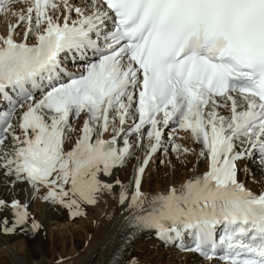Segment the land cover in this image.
Here are the masks:
<instances>
[{
  "label": "snow or ice",
  "instance_id": "1",
  "mask_svg": "<svg viewBox=\"0 0 264 264\" xmlns=\"http://www.w3.org/2000/svg\"><path fill=\"white\" fill-rule=\"evenodd\" d=\"M7 13L16 22L0 35V174L72 219L119 185L129 223L165 244L208 264H264V191L238 179H255L243 161L264 174V0H0ZM136 149L131 193L101 179ZM160 152L195 156L207 171L149 196L143 176ZM6 209L3 234L28 225L27 204L0 199Z\"/></svg>",
  "mask_w": 264,
  "mask_h": 264
},
{
  "label": "bare ground",
  "instance_id": "2",
  "mask_svg": "<svg viewBox=\"0 0 264 264\" xmlns=\"http://www.w3.org/2000/svg\"><path fill=\"white\" fill-rule=\"evenodd\" d=\"M10 19L9 14L0 16V35H6L8 25L16 22ZM4 24L5 27L2 26ZM82 122V118L74 122L77 130ZM70 135L71 142H74L79 132ZM177 142L198 149L188 139ZM68 146L66 144V149ZM135 151L136 155L123 168L114 169L113 176H101V179L109 182L119 179L131 193L134 166L137 157H143V152ZM161 160L164 163H160ZM245 166L255 174V179L244 171L238 173V179L255 193L264 191V183H261L264 174L258 162H240L241 169ZM206 171V162L201 161L197 165L195 156L177 159L173 154L166 156L160 152L144 173L142 191L149 196L165 193L169 186H179L189 177ZM119 191L120 186L116 185L111 196L106 195L95 207L85 206L86 215L72 219L68 209L44 202L40 198L43 190L32 199V190L26 183L13 185L11 177L0 174V194L3 196L0 199L8 202L15 199L22 205L27 204L29 221L35 220L40 225L39 235L33 243H29L23 234L5 235L3 221L7 219L10 227L12 212L11 209L0 211V264H114L116 260L123 261V264L130 260H135L136 264H208L198 261L192 254L178 252L173 245H166L154 231L144 232L132 226L128 220L129 213L118 203ZM163 245L166 247L162 252L141 256L146 248L154 251Z\"/></svg>",
  "mask_w": 264,
  "mask_h": 264
},
{
  "label": "rangeland",
  "instance_id": "3",
  "mask_svg": "<svg viewBox=\"0 0 264 264\" xmlns=\"http://www.w3.org/2000/svg\"><path fill=\"white\" fill-rule=\"evenodd\" d=\"M9 14V17H11V19L13 20L14 18H12V15H11V13H7L6 15H8ZM11 15V16H10ZM10 19V21H12ZM3 27H5L6 26V24H4V25H2ZM19 31L22 33V31H23V28L21 27L20 29H19ZM1 193V192H0ZM1 197H3L1 194H0V198ZM68 214V213H67ZM11 224H12V222H10V226H11ZM30 225H31V222L29 221V223H28V225H26V226H24V228H17L16 229V231L14 232V233H17V234H23L24 236H26V238L28 239V242L29 243H33L34 242V240L38 237V235H39V232L38 231H36L35 233H33L31 230H30ZM164 245L163 246H160V247H158L156 250H154V251H152V249L151 248H146V250L141 254V256H147L148 254H150V255H153V252H154V254H155V252H157V251H159V253L160 252H162L163 250H164Z\"/></svg>",
  "mask_w": 264,
  "mask_h": 264
}]
</instances>
